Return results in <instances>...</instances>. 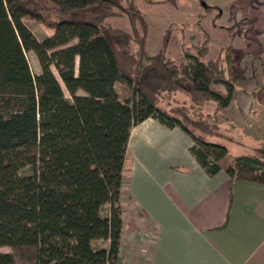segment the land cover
<instances>
[{"label":"trees","instance_id":"obj_1","mask_svg":"<svg viewBox=\"0 0 264 264\" xmlns=\"http://www.w3.org/2000/svg\"><path fill=\"white\" fill-rule=\"evenodd\" d=\"M120 15L131 32L107 21ZM26 19L53 34L37 38ZM147 32L132 0H0V247L10 248L0 264H115L130 134L149 117L188 132L192 154L211 175L224 168L231 190L240 179L264 183V149L224 166L229 148L208 140L209 123L165 103L185 91L228 107L236 89L228 56L207 59L204 45L176 61L167 37L149 55Z\"/></svg>","mask_w":264,"mask_h":264},{"label":"crops","instance_id":"obj_2","mask_svg":"<svg viewBox=\"0 0 264 264\" xmlns=\"http://www.w3.org/2000/svg\"><path fill=\"white\" fill-rule=\"evenodd\" d=\"M252 10L264 28V0ZM241 61L246 76L221 109L235 124L264 113V51L246 52ZM219 120L208 137L228 135ZM193 143L184 129L154 117L132 128L115 264H264V183L240 179L231 190L225 169L209 174L192 154Z\"/></svg>","mask_w":264,"mask_h":264},{"label":"rangeland","instance_id":"obj_3","mask_svg":"<svg viewBox=\"0 0 264 264\" xmlns=\"http://www.w3.org/2000/svg\"><path fill=\"white\" fill-rule=\"evenodd\" d=\"M130 1L124 0L125 6ZM132 1L148 23L146 51L149 55L164 48L166 37L168 46L165 52L176 61L184 56L186 50L195 52L197 46L206 45L209 49L207 59L222 60L228 56L231 60L226 67V73L237 89L240 87L239 79L246 76L245 69L239 67L243 54L258 53L261 49L264 51V28L257 26L252 10L260 6V0H176L175 4ZM107 21L114 27L131 32L132 26L127 15L111 16ZM26 22L39 39L54 32L34 19H26ZM130 48L135 51L137 46L132 42ZM28 59L33 72H40L39 61L33 52L28 53ZM255 75L258 78L256 72ZM117 87L120 91L125 88L123 84H118ZM259 91L264 93V85L260 86ZM168 101L174 105L186 106L192 116L207 121L214 132L216 131L214 123L218 124L220 119L222 124L220 127L227 129L228 135L224 138L214 135L208 137V140L228 146L230 156L223 163H228L236 155L256 154L260 149H264V113L258 120L252 115L247 120L243 118L242 122L235 124L230 120V114L221 113L214 100L196 103L188 93L178 91L169 94L165 103ZM235 108L238 109V106ZM224 118L225 121H222ZM121 202L124 203V198H121ZM9 250L8 247H0V251Z\"/></svg>","mask_w":264,"mask_h":264}]
</instances>
